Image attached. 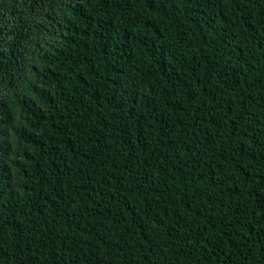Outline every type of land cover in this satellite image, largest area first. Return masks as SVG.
I'll return each mask as SVG.
<instances>
[{
    "label": "trees",
    "instance_id": "1",
    "mask_svg": "<svg viewBox=\"0 0 264 264\" xmlns=\"http://www.w3.org/2000/svg\"><path fill=\"white\" fill-rule=\"evenodd\" d=\"M0 264H264V0H0Z\"/></svg>",
    "mask_w": 264,
    "mask_h": 264
}]
</instances>
